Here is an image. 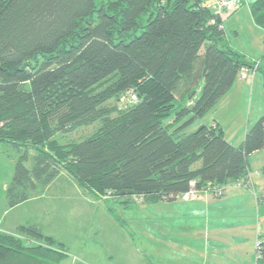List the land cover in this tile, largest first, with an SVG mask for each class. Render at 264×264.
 I'll return each mask as SVG.
<instances>
[{"label": "trees", "instance_id": "obj_1", "mask_svg": "<svg viewBox=\"0 0 264 264\" xmlns=\"http://www.w3.org/2000/svg\"><path fill=\"white\" fill-rule=\"evenodd\" d=\"M250 11L264 27V0ZM255 64L227 45L219 12L202 0H0V141L21 151L7 205L62 171L121 202L173 200L191 186L220 196L228 183L245 184L247 156L264 147V114L238 145L219 123L183 130ZM96 121L78 141L55 139ZM16 232H0V264L67 256L35 224ZM256 244L254 264H264V234Z\"/></svg>", "mask_w": 264, "mask_h": 264}, {"label": "rangeland", "instance_id": "obj_2", "mask_svg": "<svg viewBox=\"0 0 264 264\" xmlns=\"http://www.w3.org/2000/svg\"><path fill=\"white\" fill-rule=\"evenodd\" d=\"M100 1L96 0V3ZM206 2L212 3L211 0ZM229 14H224L225 19L230 17ZM224 26L230 45L244 53L246 58L258 61L260 68L250 76L237 80L243 83L242 89L238 90L235 86L183 131H192L199 123H210L218 118L222 120L225 139L237 144L256 120L257 112H264V30L242 17H234L233 23L227 22ZM107 104L122 107L125 100L111 98ZM98 126L97 121L81 125L67 133H57L55 139L60 144L78 141L92 134ZM20 153L12 145L0 141V232L19 236L16 232L18 225L35 224L42 233L65 245L67 256L59 264L255 262L256 226H259V221L260 233L264 234V202L259 204L257 211L255 203L252 205L248 200L250 203L247 205L244 195L230 196L227 192L230 197L221 200L219 197L212 198L207 191L200 192L193 199L178 195L173 200L149 203L131 195L126 202H121L124 197L97 195L62 171L40 193L34 191L29 199L10 207L7 205L6 186ZM249 162L252 178L260 185L261 176L256 174L255 169H259L261 161L250 157ZM30 163L29 158L25 165ZM247 187L241 188L245 195L250 190ZM251 194L255 192L251 191ZM251 194L249 198H253ZM252 206H255L253 210ZM209 219L211 226H208ZM243 220L248 223L243 225ZM215 225H218L217 228ZM222 225L225 227L218 228ZM239 235L238 238L244 237V242L239 244L240 252L236 248L228 249L230 247L219 250L210 244H206L205 251L194 247L195 244L203 245L207 236L214 243L217 237L226 241ZM33 243L45 246L43 241L35 240Z\"/></svg>", "mask_w": 264, "mask_h": 264}, {"label": "crops", "instance_id": "obj_3", "mask_svg": "<svg viewBox=\"0 0 264 264\" xmlns=\"http://www.w3.org/2000/svg\"><path fill=\"white\" fill-rule=\"evenodd\" d=\"M204 3H206V4H208V3H210V2H206V0H202ZM253 0H242V4L239 6V7H237L234 11H232V13H230L229 14V12H226L225 10H222V11H217L216 9H214V8H212V7H210L212 10H214V11H216V12H219V15L221 16V19H222V27H223V30H224V33H225V26H224V23H230V22H232L233 23V20H234V17H237V18H239V17H242V18H244L248 23H253V25L256 27V28H262L263 30H264V27L263 26H261V25H259V24H257L255 21H254V19H253V16H252V14H251V11H250V3L252 2ZM224 14H226L227 16H228V14L230 15V17L228 18H226L225 19V17H224ZM235 33H236V31H235ZM225 41H226V43H227V45L229 46V47H231L233 50H236V51H238L239 53H242V52H240V50L239 49H237V48H235L234 46H231L230 45V42H228V39H227V32L225 33ZM242 54H244V53H242ZM244 56H245V54H244ZM245 58H246V56H245ZM247 60H249L250 62H253V61H255V60H251V59H249V58H246ZM258 62V61H257ZM258 65H259V67H260V64L258 63ZM239 78V79H238ZM238 78H236V80L234 81V83L232 84V86L230 87V89L226 92V93H228L230 90H232L235 86H236V88L239 90V89H242L243 87H242V82L241 81H237V80H241L240 79V77H238ZM255 80V79H254ZM225 93V94H226ZM224 96V95H223ZM219 100V99H218ZM221 100V99H220ZM218 102V101H217ZM259 113V114H258ZM257 114H258V116H257V118L258 117H260L261 115H263L264 114V112H257ZM256 118V119H257ZM197 120V119H196ZM256 121V120H255ZM254 121V122H255ZM178 123H180V122H178ZM177 123V124H178ZM215 123H219L220 124V126L222 127V120L220 119V120H218V118L217 119H213L210 123H207V124H215ZM200 124V123H199ZM222 129H223V127H222ZM248 129H246L245 130V132L247 131ZM224 131V130H223ZM243 139H241L237 144H233L232 142H230L231 144H233V145H238L241 141H242ZM228 141V140H227ZM250 157H257V158H259L260 159V166H259V169H255V172H256V174H258V176H261L260 178H261V184L260 185H258L257 183H256V181L252 178V172H251V167H250V162H249V159H250ZM263 166H264V147L263 148H261V149H259V150H256V151H254V152H252V153H250L248 156H247V167H248V171H249V174H248V177H250V181H251V185L252 186H250V187H253V188H249V187H247L248 185H246V184H239V183H228L226 186H225V188H224V192H223V194L222 195H220V196H213L211 193H209L208 192V195H210L212 198H218L219 197V199H223V200H225V199H227V198H229L230 196H237V194H241V195H244L246 198H247V205L251 202V204L252 205H254V203L256 204L255 206L257 207V211H258V209H259V204H261V203H263L264 202V192L262 191L263 190V187H264V176L262 175V173L260 172L261 170H262V168H263ZM246 185V186H245ZM242 187H247L248 189H250L248 192H250V194H251V191L254 193L255 192V194L254 195H252L253 196V198L251 197V198H249L250 197V194L247 192L246 193V195L241 191V188ZM248 189H246V190H248ZM259 192V194L257 193V192ZM227 192H229V194H230V196H228L229 194H227ZM229 200V199H228ZM248 200H250V202H248ZM218 203V202H217ZM255 206H252V210H253V208H255ZM249 208H250V206H248ZM264 219V218H263ZM257 221H258V219H257ZM245 222H247L248 223V221H242L241 223L244 225L245 224ZM250 222V221H249ZM254 223V222H253ZM225 225H227V224H225ZM225 225H222V226H219L218 228H222V227H225ZM264 225V224H263ZM208 226H211V223H210V219L208 220ZM218 226V225H217ZM217 226L215 225V227L217 228ZM254 229H255V227H254ZM260 229H261V226H260V221H259V226L257 225L256 226V240H257V237H258V235H262L261 233H260ZM254 232H255V230H253ZM262 233H264V232H262ZM218 236V235H217ZM241 235H239V236H237V237H231L230 238V240H227V239H225L226 241H224V240H222L221 238H219V237H217L213 242L214 243H212L211 242V240H210V237L209 236H207V240H206V242H205V240H204V244L203 245H198V244H195L194 245V247L195 246H198L197 248H198V250L199 251H205V248H206V244L208 245V244H210L209 246H213V247H218V249L219 250H228V249H231V248H236L237 250H238V252H240L242 249H241V247L239 246V244H241V243H243L244 242V237L241 239V238H238V237H240ZM232 244H236V246L237 247H235V245H232ZM228 247H230V248H228ZM196 248V247H195ZM228 248V249H227ZM192 249H194L193 247H192ZM241 254V253H240ZM255 263V262H254ZM253 263V264H254ZM235 264H251V263H247L245 260H242L241 262L240 261H238L237 260V262L235 263Z\"/></svg>", "mask_w": 264, "mask_h": 264}, {"label": "built area", "instance_id": "obj_4", "mask_svg": "<svg viewBox=\"0 0 264 264\" xmlns=\"http://www.w3.org/2000/svg\"><path fill=\"white\" fill-rule=\"evenodd\" d=\"M212 3H208L207 5L216 9L217 11L225 10L226 12H232L234 9H236L241 0H211ZM256 70V64L253 67L246 68L242 67L239 73L240 78H245L250 76V74H253ZM131 99L135 100V96L131 95ZM248 186L251 185L250 178L247 179V183H245ZM202 191H210L209 188L205 190H198L195 187L191 186L188 190L184 191L183 193L179 194L184 199H193L199 195ZM218 193H221L220 189H217Z\"/></svg>", "mask_w": 264, "mask_h": 264}]
</instances>
